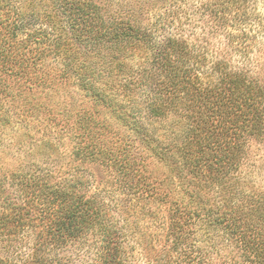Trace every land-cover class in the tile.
Instances as JSON below:
<instances>
[{
  "label": "trees",
  "instance_id": "16d2710c",
  "mask_svg": "<svg viewBox=\"0 0 264 264\" xmlns=\"http://www.w3.org/2000/svg\"><path fill=\"white\" fill-rule=\"evenodd\" d=\"M169 1L121 0L119 15L108 8V29L117 34L101 57L96 52L90 58L92 49L77 45L68 55L72 44L63 51V66L52 71L35 68L33 56L22 57L23 84L45 87L59 79L66 84L73 75L74 99L57 114L72 122L79 140L76 158L105 167L106 155L124 193L112 209L105 202L104 211L98 194L77 192L89 183L82 175L51 181L53 176L30 168L0 174V251H5L0 264H68L63 250L89 234L101 243L91 264H133L128 258L136 248L143 264H264V194L239 190L234 182L210 195L202 174L211 177L223 159L228 171L236 169L243 146L264 136V83L260 73L244 67L252 64L249 54L259 51L256 40L264 27L255 8L242 0H205L183 13V23L199 13L218 23V30H228L226 50L210 54L206 44L167 32V16L175 15L172 9L164 17ZM157 9L163 16L154 18ZM6 40L0 39L1 87L19 75L11 67H23L12 47L5 50ZM233 55L240 66L230 62ZM253 63L264 70L261 58ZM29 66L34 76L26 72ZM112 125L126 130L116 142H105ZM213 148L222 158L212 161ZM147 158L166 165L173 177L148 175ZM202 168L207 171L199 175ZM124 213L133 218L127 235L113 222L119 218L124 224ZM28 234L32 251L13 258L15 243Z\"/></svg>",
  "mask_w": 264,
  "mask_h": 264
},
{
  "label": "rangeland",
  "instance_id": "374dc122",
  "mask_svg": "<svg viewBox=\"0 0 264 264\" xmlns=\"http://www.w3.org/2000/svg\"><path fill=\"white\" fill-rule=\"evenodd\" d=\"M76 1L81 3L76 4ZM87 1H91L89 7H87ZM203 1L205 0H170L164 10V17L172 9L175 15L172 20L167 16L166 27L169 28H167V32H171L176 37H186L190 42L206 44L210 54L216 50L222 53L226 50V45L231 42L226 33L228 30H218V23L211 22L207 15L203 19L199 13L191 15L190 23L186 25L183 23V13L187 10L192 12ZM242 1L248 8H255L264 27V0ZM121 3V0H0V39L6 36V43L10 48L5 44V50H11L12 47V56H15V62L21 64L22 57L32 61L33 56L37 59L34 60L37 64L35 68L40 66L43 71H52L53 66L62 67L63 51H70L72 44L74 46L71 47L70 52L66 53L68 55H73L71 52L77 45V47L86 48L87 51L92 49L90 58L96 52L101 53V57L105 54L108 46L112 45L110 44L112 34H117V31L108 29L105 13L109 8L111 11H115L116 15L121 14L123 11ZM70 4L73 7H70L72 6ZM92 5H100L103 9L94 10ZM75 9L82 12L78 13ZM69 11H75V13L68 15ZM158 15L163 16V11L155 10L154 18ZM51 28H55V30H51ZM229 30L231 29L229 28ZM36 32H38L37 38L29 37ZM43 33L44 37L41 36ZM59 35H61L60 39ZM262 35L256 40L259 51L255 50L249 54L253 58L252 64H246L244 67L253 71L250 74L260 73L264 83V70L260 72L257 63H253L259 58L261 61L264 60V30ZM17 41H23L21 47L20 42L17 43ZM60 52H62L61 55ZM233 56L230 57V62L235 66H240V63L237 62L239 56ZM80 58L83 56L80 55ZM21 65L23 67L20 69L17 66L11 67L13 76L16 75V72H19V75L9 78L4 87L0 86V174L13 172L15 175H19L30 168L31 172L36 174L53 176L54 180L51 181L82 175L83 180H88L89 183L83 184L82 189H77V192L85 193L88 196L96 193L102 198L101 200L98 198V201L103 204V210L105 211V202L112 209L124 190L113 179V173L106 164V155L105 167L76 158V147H78L79 140L74 138L76 133L70 127L72 122L65 121L62 116L57 114L62 110L63 103L74 99L73 75H68L67 86L64 82L62 83L64 79L56 80L57 84L47 83L46 85L49 84V86L44 85L45 87L38 84L30 86L29 83L23 84L26 77H19L24 74L25 65ZM29 69L30 66L25 68L28 74L30 72L34 76L37 73L29 71ZM125 130L126 128L120 125H112L105 131L107 136L105 142L108 140L116 142ZM131 135L128 133L126 136L131 138ZM217 138L222 142L221 135ZM209 152L212 161L222 158L219 148H213ZM240 155L242 162H239L238 167L231 171H228L224 159L222 168L220 161L216 163L219 165L213 166L214 173L211 177L202 173L207 171L206 168L200 170L199 175L202 173L205 180L208 181L207 189L210 195L223 185H230L234 182L239 184L236 186L239 190L259 195L264 194V136L243 146ZM144 165L147 169L146 173L150 176L152 174L160 180L165 178L164 176L173 177V174H168L166 165L157 163L152 158H147ZM154 205L151 204V208ZM157 209L165 211L164 207ZM125 217L124 213L123 218ZM118 219L115 218L113 221L116 228H121L120 232L127 235L131 230L133 218L126 217L124 224ZM31 237L28 234L27 240L15 243L16 249L12 248L15 250V253L12 254L13 258L24 252L32 251L33 239ZM76 242L66 246L64 252L61 253V255L67 256L68 264L93 263L101 245L99 237L89 234ZM138 250L139 248H136L133 251L132 258L129 257L128 261L133 264H143ZM12 251L10 250V252ZM0 254L5 255V251L1 250Z\"/></svg>",
  "mask_w": 264,
  "mask_h": 264
}]
</instances>
